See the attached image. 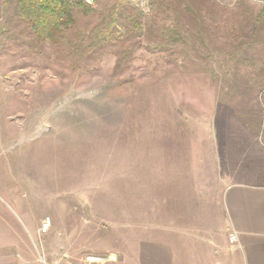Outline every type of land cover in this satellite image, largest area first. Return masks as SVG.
I'll list each match as a JSON object with an SVG mask.
<instances>
[{
	"label": "rangeland",
	"instance_id": "obj_1",
	"mask_svg": "<svg viewBox=\"0 0 264 264\" xmlns=\"http://www.w3.org/2000/svg\"><path fill=\"white\" fill-rule=\"evenodd\" d=\"M19 2L0 0V264H167L130 246L166 235L152 197L210 195L221 139L264 132V3L95 0L53 45Z\"/></svg>",
	"mask_w": 264,
	"mask_h": 264
},
{
	"label": "crops",
	"instance_id": "obj_2",
	"mask_svg": "<svg viewBox=\"0 0 264 264\" xmlns=\"http://www.w3.org/2000/svg\"><path fill=\"white\" fill-rule=\"evenodd\" d=\"M216 147L226 175L214 191L208 195L200 177L175 187L167 180L166 196L154 189L152 197V211L162 220L156 232L165 237L135 238L130 246L156 244L167 264H264V132H232Z\"/></svg>",
	"mask_w": 264,
	"mask_h": 264
},
{
	"label": "trees",
	"instance_id": "obj_3",
	"mask_svg": "<svg viewBox=\"0 0 264 264\" xmlns=\"http://www.w3.org/2000/svg\"><path fill=\"white\" fill-rule=\"evenodd\" d=\"M264 3V0H257ZM20 13L40 42L60 45L66 39V30L75 23L76 7L91 11L84 0H20Z\"/></svg>",
	"mask_w": 264,
	"mask_h": 264
},
{
	"label": "built area",
	"instance_id": "obj_4",
	"mask_svg": "<svg viewBox=\"0 0 264 264\" xmlns=\"http://www.w3.org/2000/svg\"><path fill=\"white\" fill-rule=\"evenodd\" d=\"M84 2L87 5H92L95 2V0H84ZM50 226H51V220L49 218H47L45 223H44V227L49 228ZM230 240L232 243H236L238 241L237 234L236 233L231 234ZM100 261H101V259L96 258V257H88L87 258L88 264H99ZM43 264H52V263L44 262Z\"/></svg>",
	"mask_w": 264,
	"mask_h": 264
}]
</instances>
